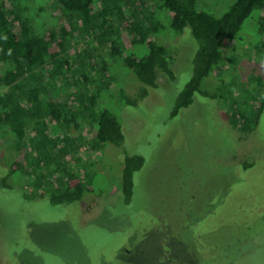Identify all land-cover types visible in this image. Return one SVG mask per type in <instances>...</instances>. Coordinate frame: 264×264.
Listing matches in <instances>:
<instances>
[{
    "label": "rangeland",
    "instance_id": "374dc122",
    "mask_svg": "<svg viewBox=\"0 0 264 264\" xmlns=\"http://www.w3.org/2000/svg\"><path fill=\"white\" fill-rule=\"evenodd\" d=\"M107 1L94 0V10H109ZM234 1L199 0L198 7L220 17ZM8 4L36 33L61 24V6L55 1ZM160 4L150 0L139 8L148 16L145 23L158 27L143 41L114 25L112 36L106 34L115 40L114 52L94 44L93 33L77 30L78 23L64 37L61 49L69 52L76 73L89 74L84 67L90 63L107 66L106 75L95 78L102 84L95 110H111L124 134L121 145L79 152L84 161L77 168L91 187L81 200L84 205H52L51 190L40 183L46 166L35 167L30 155L19 157L10 133L0 127V176L13 160L20 162L8 180L10 188H0V264L153 263L148 250L156 244L185 264H264V107L257 124L252 120L256 102L264 103V7L255 9L222 47L220 61L201 82L193 103L170 117L177 94L192 75L198 43L188 26L181 32L171 29L170 13ZM125 14L129 17L128 10ZM150 41L165 45L172 55L174 79L158 72L157 86L136 106L121 104L120 91L132 95L140 85L123 59L143 56ZM69 136H76L78 144L85 141L79 132ZM125 154L145 158L134 175L128 206L115 189ZM241 160L251 167L244 168ZM168 255L154 258L163 263Z\"/></svg>",
    "mask_w": 264,
    "mask_h": 264
},
{
    "label": "trees",
    "instance_id": "16d2710c",
    "mask_svg": "<svg viewBox=\"0 0 264 264\" xmlns=\"http://www.w3.org/2000/svg\"><path fill=\"white\" fill-rule=\"evenodd\" d=\"M52 1L62 7L58 8L61 24H56L55 29L40 28V32L36 33L26 18L21 17L13 7L10 8L8 3L11 0H0V127L3 126L10 133L11 147L19 157L30 155L35 167L46 166L47 171L41 175L40 183L46 182L45 187L51 190L48 195L52 205L81 204L91 187L85 183L84 174L77 168L84 161L79 152L99 153L106 143L121 145L124 134L118 117L111 110H95L98 93L102 89V84H98L95 78L106 75L107 66L95 68V63H90L84 67L89 74L81 70L76 73L70 67L69 52H62L64 37L74 33L78 23L80 29L77 30L88 35L93 33L94 44L98 41L99 45H106L110 52H114L115 40L106 38V34L112 36L114 25L116 31H127L138 41H143L148 33L155 34L158 27L157 23H145L144 19L148 16L142 15L139 10L149 5L150 0H122L124 5H120L121 0H108L107 4L112 5L109 10L105 6L96 11L93 8L94 0ZM160 1L161 8L170 13L171 29L181 32L188 26L198 43L192 75L177 94L170 111L169 116L174 117L179 110L193 103V96L199 91L201 82L220 61L222 47L236 37L255 9L264 7V0H235L220 17L199 9V0ZM104 4L102 2L101 5ZM127 10L129 17L125 14ZM172 60L166 46L155 41L148 43V50L143 56L125 57L124 65L133 71L140 85L132 95L121 90L118 101L136 106L148 95L150 88L157 86L158 72L173 80ZM201 95L214 98L205 92ZM263 107L262 101L256 102L252 119L254 124H257ZM69 132H79L85 141L78 144L77 137L69 136ZM144 163L145 158L139 154H125L122 159L115 189L119 190L127 206L133 197L134 175ZM242 165L247 168L252 163L243 160ZM19 167L17 160L11 162L7 172L0 176V188H10L8 180ZM42 196L43 192L40 193ZM89 205L86 208L89 209ZM152 246L149 254H169L163 263L158 264H185L169 249L164 253L165 250L157 244L156 247ZM154 255L153 263L144 261L139 264H157Z\"/></svg>",
    "mask_w": 264,
    "mask_h": 264
}]
</instances>
